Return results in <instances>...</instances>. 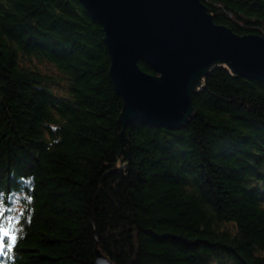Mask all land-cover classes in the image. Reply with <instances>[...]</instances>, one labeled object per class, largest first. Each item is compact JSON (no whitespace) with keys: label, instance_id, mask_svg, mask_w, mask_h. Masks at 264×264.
<instances>
[{"label":"trees","instance_id":"1","mask_svg":"<svg viewBox=\"0 0 264 264\" xmlns=\"http://www.w3.org/2000/svg\"><path fill=\"white\" fill-rule=\"evenodd\" d=\"M202 1L264 36V0ZM104 37L79 0H0V264H264V83L217 64L181 126L122 138Z\"/></svg>","mask_w":264,"mask_h":264},{"label":"water","instance_id":"2","mask_svg":"<svg viewBox=\"0 0 264 264\" xmlns=\"http://www.w3.org/2000/svg\"><path fill=\"white\" fill-rule=\"evenodd\" d=\"M79 1L105 33L110 78L123 99L122 138L129 121L181 126L202 76L217 64L264 83V36L216 23L202 0ZM95 264L115 263L97 248Z\"/></svg>","mask_w":264,"mask_h":264},{"label":"rangeland","instance_id":"3","mask_svg":"<svg viewBox=\"0 0 264 264\" xmlns=\"http://www.w3.org/2000/svg\"><path fill=\"white\" fill-rule=\"evenodd\" d=\"M13 209L10 213H5V208L0 206V217L2 218V235L8 234L9 239H13L16 235L19 227V216L18 213L21 211V201L17 198L14 200Z\"/></svg>","mask_w":264,"mask_h":264}]
</instances>
